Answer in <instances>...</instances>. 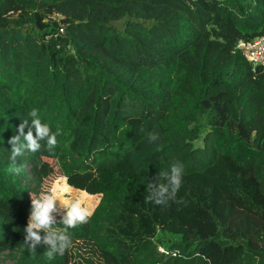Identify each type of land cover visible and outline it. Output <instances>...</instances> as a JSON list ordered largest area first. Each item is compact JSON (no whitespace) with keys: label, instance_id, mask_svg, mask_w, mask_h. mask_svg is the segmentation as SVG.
Here are the masks:
<instances>
[{"label":"trees","instance_id":"obj_1","mask_svg":"<svg viewBox=\"0 0 264 264\" xmlns=\"http://www.w3.org/2000/svg\"><path fill=\"white\" fill-rule=\"evenodd\" d=\"M122 18L121 31L109 24ZM259 35L264 0H0L9 264H264V69L237 47ZM32 109L61 130L57 146L13 164L8 140ZM47 159L69 187L99 195L52 260L23 243ZM173 162L184 166L182 202H146L147 183Z\"/></svg>","mask_w":264,"mask_h":264},{"label":"clouds","instance_id":"obj_2","mask_svg":"<svg viewBox=\"0 0 264 264\" xmlns=\"http://www.w3.org/2000/svg\"><path fill=\"white\" fill-rule=\"evenodd\" d=\"M26 128L27 132H25ZM60 134L59 128L53 132L47 123H42L38 110L32 109L19 124L17 134L8 140V144L11 145L9 159L15 164L17 157L22 156L26 151L36 153L42 147L53 152ZM159 139V134L156 132L147 134L149 143H155ZM16 171L19 172V168ZM183 175L184 166L181 162H173L167 170H160L155 181H150L146 185L145 201L158 206H165L170 201L181 203L182 201L177 200V193L182 185ZM30 195L31 207L27 226L24 228V245L32 253L36 252L38 246L44 245L46 247L44 255L49 260L54 259L56 255H64L73 243L69 230L87 223L91 211L84 206L81 199L61 203L60 197L55 192H43L37 196L30 193ZM57 215L60 216L59 220ZM58 224L62 227L57 226Z\"/></svg>","mask_w":264,"mask_h":264},{"label":"rangeland","instance_id":"obj_3","mask_svg":"<svg viewBox=\"0 0 264 264\" xmlns=\"http://www.w3.org/2000/svg\"><path fill=\"white\" fill-rule=\"evenodd\" d=\"M123 22L124 18L117 21H111L109 22V24L115 27L118 31H121ZM47 161L50 164L51 171L46 177H44L38 190L32 194L34 196H37L43 192H55L60 197L61 203L65 201L81 199L84 206H86L91 211L96 205L99 195L92 196L86 194L85 192H81L80 190L72 189L66 184L65 178L61 175L55 161L53 159H47ZM57 206L59 207V202H57ZM173 232L175 233L176 230H174ZM159 234L164 237H175L174 235L166 232H159ZM80 247L81 248H79L78 251L80 252L81 256L87 257L88 255L83 252V246L80 245ZM11 261L12 258H10L9 256V251L0 252V264H9L11 263Z\"/></svg>","mask_w":264,"mask_h":264},{"label":"built area","instance_id":"obj_4","mask_svg":"<svg viewBox=\"0 0 264 264\" xmlns=\"http://www.w3.org/2000/svg\"><path fill=\"white\" fill-rule=\"evenodd\" d=\"M58 32H62V27H58ZM237 47L245 60L250 63L252 71L258 67L264 69V35L247 42H238Z\"/></svg>","mask_w":264,"mask_h":264}]
</instances>
